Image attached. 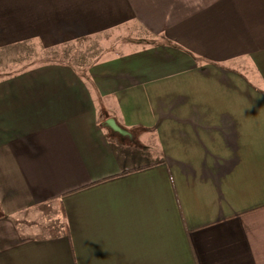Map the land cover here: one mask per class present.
Instances as JSON below:
<instances>
[{"label":"crops","instance_id":"crops-1","mask_svg":"<svg viewBox=\"0 0 264 264\" xmlns=\"http://www.w3.org/2000/svg\"><path fill=\"white\" fill-rule=\"evenodd\" d=\"M0 60V264H264V0H0Z\"/></svg>","mask_w":264,"mask_h":264},{"label":"rangeland","instance_id":"rangeland-1","mask_svg":"<svg viewBox=\"0 0 264 264\" xmlns=\"http://www.w3.org/2000/svg\"><path fill=\"white\" fill-rule=\"evenodd\" d=\"M153 41L152 36L145 34L140 26H123L113 29L103 34L63 44L54 48H41L26 44V49L22 50L27 60L26 65L31 63H44L48 61H60L74 65L77 69H85L90 63L108 53L110 48L122 49V46L130 44L143 45ZM128 43V44H126ZM3 60H0L2 63ZM239 71L249 82L258 84L261 82L260 76L255 69L247 62L240 64ZM158 144L155 145L156 156L158 154ZM122 150V147L119 148ZM216 162L222 164L217 158Z\"/></svg>","mask_w":264,"mask_h":264},{"label":"water","instance_id":"water-1","mask_svg":"<svg viewBox=\"0 0 264 264\" xmlns=\"http://www.w3.org/2000/svg\"><path fill=\"white\" fill-rule=\"evenodd\" d=\"M107 124L110 128H112L116 132H119L123 135L129 134V131L123 128L114 118H108Z\"/></svg>","mask_w":264,"mask_h":264},{"label":"trees","instance_id":"trees-1","mask_svg":"<svg viewBox=\"0 0 264 264\" xmlns=\"http://www.w3.org/2000/svg\"><path fill=\"white\" fill-rule=\"evenodd\" d=\"M103 124H106V123H103ZM144 167H146V166H139V167H136V168L125 170V171H123V173H129V172H132V171H136V170L142 169Z\"/></svg>","mask_w":264,"mask_h":264}]
</instances>
